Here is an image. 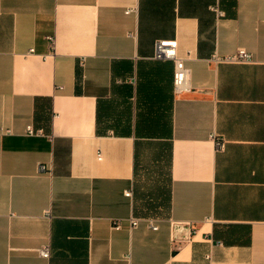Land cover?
<instances>
[{
	"label": "crops",
	"instance_id": "obj_1",
	"mask_svg": "<svg viewBox=\"0 0 264 264\" xmlns=\"http://www.w3.org/2000/svg\"><path fill=\"white\" fill-rule=\"evenodd\" d=\"M0 264H264V0H0Z\"/></svg>",
	"mask_w": 264,
	"mask_h": 264
},
{
	"label": "built area",
	"instance_id": "obj_2",
	"mask_svg": "<svg viewBox=\"0 0 264 264\" xmlns=\"http://www.w3.org/2000/svg\"><path fill=\"white\" fill-rule=\"evenodd\" d=\"M214 11L220 16H223L224 13L221 12L218 8H214ZM133 11L130 10L127 14H131ZM178 43L176 41L171 42H163L160 41L156 45V59L159 60H173L176 64V71L174 75V89L175 93L178 96L187 94L191 91V82H190V70L186 66L185 60L181 59L177 54ZM216 62H227L233 64H251L254 62L253 57L250 53H248L244 49H240L236 54L227 57L224 60H221L216 57ZM26 135L29 137H44L45 131L36 129L34 126H28L26 129ZM226 148V142L222 140H217L216 149L217 151H224ZM41 171H46L47 168L45 166L40 167ZM125 196L127 198H132L133 193L131 191L126 192ZM140 221L137 219L131 220V225L133 229H136L139 226ZM150 228L153 231H158L159 228L153 222L150 223ZM114 229L120 230L121 226L118 223L114 226ZM219 246H223L224 244L219 243ZM40 255L43 259H50V248L46 247L40 251ZM209 259L211 257H208Z\"/></svg>",
	"mask_w": 264,
	"mask_h": 264
}]
</instances>
